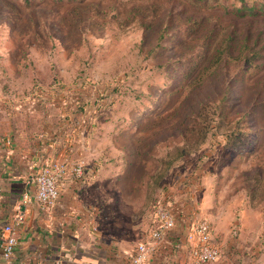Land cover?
Instances as JSON below:
<instances>
[{"label": "rangeland", "instance_id": "1", "mask_svg": "<svg viewBox=\"0 0 264 264\" xmlns=\"http://www.w3.org/2000/svg\"><path fill=\"white\" fill-rule=\"evenodd\" d=\"M245 1L256 14L239 0H0V97L79 113L72 154L89 162L70 160L105 230L147 237L170 199L241 264H264V0Z\"/></svg>", "mask_w": 264, "mask_h": 264}, {"label": "crops", "instance_id": "2", "mask_svg": "<svg viewBox=\"0 0 264 264\" xmlns=\"http://www.w3.org/2000/svg\"><path fill=\"white\" fill-rule=\"evenodd\" d=\"M10 98V108L0 111V231L17 212L24 213L25 221L10 261L0 246V264H130V254L148 238L142 225H129V237L105 230L96 209L83 207V184L67 178L59 202L49 211L41 210L35 199L32 179L43 164L74 156L89 162L86 150L72 154L67 147L74 113H79L56 110L46 105L45 97L36 102ZM26 191L33 198L28 203L23 200ZM180 207L176 226L156 243L149 264H193L186 234L189 222L199 214L187 203ZM222 247L223 257L213 264H241L237 244Z\"/></svg>", "mask_w": 264, "mask_h": 264}, {"label": "built area", "instance_id": "3", "mask_svg": "<svg viewBox=\"0 0 264 264\" xmlns=\"http://www.w3.org/2000/svg\"><path fill=\"white\" fill-rule=\"evenodd\" d=\"M10 102H12L10 97H0V111L8 110L10 108L8 103ZM92 118L93 115L87 116L89 122ZM78 124L82 129L87 128L79 121ZM69 139L67 147L70 151H74L75 148L72 147L80 143L78 141L76 143L71 133ZM70 159L69 157H57L43 164L32 179L35 185V199L41 210L49 211L57 205L61 197L63 182L67 178L81 184L85 174L84 163L82 160L72 163ZM32 199L31 193L26 191L23 196L24 203L31 202ZM154 210L155 227L151 230L148 238L141 241L130 254V264H149L156 243L162 240L167 232L177 224L178 209L170 199H159ZM24 221V213L17 212L0 231V246L6 261H10L14 256L19 240V227ZM186 236L190 245V256L193 264H213L223 257V247L214 239L210 220L193 219L187 226Z\"/></svg>", "mask_w": 264, "mask_h": 264}, {"label": "trees", "instance_id": "4", "mask_svg": "<svg viewBox=\"0 0 264 264\" xmlns=\"http://www.w3.org/2000/svg\"><path fill=\"white\" fill-rule=\"evenodd\" d=\"M239 1H241L244 4L235 9V11L238 15L245 16V15H249V14H256L257 11H256L255 6L250 7L249 5H247V3H245L246 2L245 0H239Z\"/></svg>", "mask_w": 264, "mask_h": 264}]
</instances>
